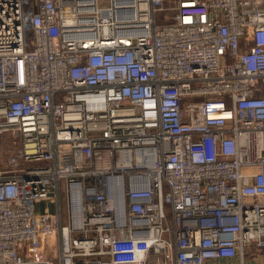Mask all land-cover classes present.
Masks as SVG:
<instances>
[{
    "label": "built area",
    "instance_id": "2783aa9c",
    "mask_svg": "<svg viewBox=\"0 0 264 264\" xmlns=\"http://www.w3.org/2000/svg\"><path fill=\"white\" fill-rule=\"evenodd\" d=\"M263 252L264 0H0V264Z\"/></svg>",
    "mask_w": 264,
    "mask_h": 264
},
{
    "label": "rangeland",
    "instance_id": "374dc122",
    "mask_svg": "<svg viewBox=\"0 0 264 264\" xmlns=\"http://www.w3.org/2000/svg\"><path fill=\"white\" fill-rule=\"evenodd\" d=\"M40 202V201H39ZM41 202H45L47 205H52V201L51 200H47V201H41ZM264 254V252H263ZM264 261V260H263Z\"/></svg>",
    "mask_w": 264,
    "mask_h": 264
}]
</instances>
